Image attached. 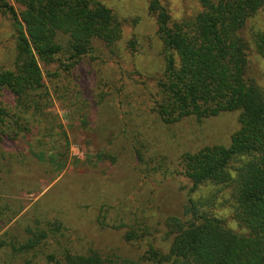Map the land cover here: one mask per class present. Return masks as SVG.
<instances>
[{
  "label": "trees",
  "instance_id": "trees-1",
  "mask_svg": "<svg viewBox=\"0 0 264 264\" xmlns=\"http://www.w3.org/2000/svg\"><path fill=\"white\" fill-rule=\"evenodd\" d=\"M15 2L19 11L0 0V17L10 27L14 43L12 64L0 70V172L9 178L15 162L23 166L29 156L57 171L66 163V131L57 116L46 112L52 106L50 91H60L63 71L92 55L96 45L111 52L122 35L121 21L96 0ZM196 2L201 7L197 15L174 22L162 0H147L164 60L150 111L166 126L187 118L200 121L238 113V129L228 146H206L180 156L177 175L191 184L181 215L165 221L160 238L149 232L142 236L138 227L129 225L127 215L110 224L112 207L102 203L96 223L101 229H123L124 243L136 251L134 258L120 261L94 250L79 252L65 237L68 229L52 219L44 222L46 230L39 222L26 226L20 236L4 232L3 264H264V88L248 74L250 46L242 36L264 0ZM254 44L264 58V33L255 35ZM41 65L57 69L46 72V78ZM132 98L141 106L151 102L138 91L117 102L121 111L137 108L130 104ZM139 123L142 126L130 129L129 153L142 162L141 150L151 141L143 131L147 122ZM19 142L28 149V158ZM62 144L63 154L57 152ZM208 184L229 190L226 201L232 219L245 234L208 211L214 200L191 198ZM21 211L20 205L12 208L7 203L0 208V218L13 220Z\"/></svg>",
  "mask_w": 264,
  "mask_h": 264
},
{
  "label": "rangeland",
  "instance_id": "rangeland-1",
  "mask_svg": "<svg viewBox=\"0 0 264 264\" xmlns=\"http://www.w3.org/2000/svg\"><path fill=\"white\" fill-rule=\"evenodd\" d=\"M96 1L121 21V38L111 52L96 45L92 55L63 71L60 91L54 89L55 94L53 88L50 91L52 106L46 112L57 116L66 131L69 140L66 163L58 171L50 164L44 168L19 142L22 153L31 160L27 157L23 166L15 162L16 169L10 178L0 172V208L8 203L12 208L20 205L22 209L12 221L0 218V238L6 231L23 235L26 226L34 227L39 222L46 230L44 222L57 219L68 229L65 233L68 243L79 252L94 250L104 257L117 256L123 261L134 258L136 251L124 243L123 229L98 226L95 220L102 203L112 207L108 213L110 224L127 215L129 225L138 227L140 235L149 232L160 238L165 221L181 215L189 196L191 184L177 175L180 156L206 146H228L238 129V113L200 121L187 118L170 126L161 124L150 110L158 96L157 79L163 73L164 60L147 0ZM8 2L15 10L21 9L15 0ZM162 3L174 22L201 11L196 0H162ZM260 33H264V6L247 21L242 32L250 46L248 74L264 88V58L256 53L254 44L255 35ZM13 56L12 32L0 17V70L10 67ZM40 67L46 78V72L52 74L57 69V65ZM138 91L151 98V102L146 100L141 106L132 98L129 102L137 108L131 110V106L121 111L117 102ZM139 120L147 122L143 131L151 141L141 150L142 162L129 153L130 129L135 124L142 126ZM63 149L62 144L57 152L63 154ZM101 154L102 159H96ZM55 175L57 178L51 181ZM191 198L214 200L208 211L224 219L231 230L246 233L232 219L226 188L204 185ZM4 260L0 251V264Z\"/></svg>",
  "mask_w": 264,
  "mask_h": 264
}]
</instances>
